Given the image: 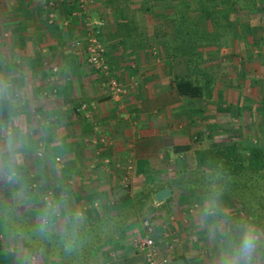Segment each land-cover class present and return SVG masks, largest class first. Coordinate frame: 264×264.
Masks as SVG:
<instances>
[{
    "label": "crops",
    "instance_id": "crops-1",
    "mask_svg": "<svg viewBox=\"0 0 264 264\" xmlns=\"http://www.w3.org/2000/svg\"><path fill=\"white\" fill-rule=\"evenodd\" d=\"M49 1L57 6L53 25H49L46 18L45 6ZM70 7L73 9L69 0H0V73L14 74L17 83L23 81L24 85L37 90L38 98L30 102V111L35 109L38 121L51 122L53 135L50 138L55 141L58 135L60 142L66 140L71 145L64 159L68 167L65 178L62 173L59 176L55 173L54 177L70 184L71 191L80 186L82 175L85 181L102 175L106 181L104 186L118 184L122 188L123 167L129 159L134 166L139 161L146 163L145 174H132L129 192L134 177L145 179L149 184L153 176L157 178V174L163 173L165 179H162L166 181L162 184L167 186L172 181L168 172L173 156L182 158L184 155L174 153V147L190 145L193 134L203 136L205 128L211 131L219 128L224 118L215 112L217 108L238 106L239 102L244 109L252 103L263 106L264 98L259 99L257 93L245 95L241 86L264 94V58L259 56H264V47L251 46L248 38L240 50H236L231 39L226 38L220 51L226 47L234 53L233 57H228V65L230 69L240 66L244 83L235 81L233 73H227L223 76L233 82L230 84L228 80L226 87L222 83L221 86L215 84L210 98L180 97L171 87V81L175 76L187 74L186 58L162 49L160 43L171 36L173 30L169 33L166 20L155 18L156 13H168L169 7L148 11L147 6L139 2L111 4L110 0H96L90 15L104 20L100 41L115 77L126 90L123 97L114 100L103 85V76L86 63L82 52L72 47L84 37V31L80 24H73L75 19L70 14H65V9L70 10ZM65 17L70 19L67 27L62 22ZM239 84L236 92L239 98L234 102L231 91ZM81 102L95 104L91 117L74 114V108ZM42 181L38 183L43 184ZM85 194H81L78 202L85 198L87 201ZM102 194L106 195L100 192L98 201H87L89 208L99 210L105 200ZM170 203L154 201L153 207L163 210L161 216L153 219L157 234L163 230L170 233L167 242L156 243L159 254L169 257V264H211L212 245L198 224V212L194 213L196 204L179 217L170 210ZM234 215L247 217L243 213ZM142 220L138 221L140 230L135 227L125 235L143 236ZM121 238L114 244L116 251L111 257L102 256L96 264H146L144 256L134 250L133 238L128 242L127 238ZM3 256L0 255V259ZM260 264H264V260Z\"/></svg>",
    "mask_w": 264,
    "mask_h": 264
},
{
    "label": "trees",
    "instance_id": "trees-1",
    "mask_svg": "<svg viewBox=\"0 0 264 264\" xmlns=\"http://www.w3.org/2000/svg\"><path fill=\"white\" fill-rule=\"evenodd\" d=\"M116 1L118 3L139 2V4L147 6L146 10L148 11H151V8H160L163 4L170 5L168 13L158 18L169 20L173 32L171 36L160 43V46L174 56L186 58L187 74L175 76L171 81V87L180 97L210 98L213 86L219 78L215 69L219 62L218 54L221 47L225 45L226 38H230L232 44L235 43L236 50H240L241 45L248 38L251 40V46L264 47V0H110V3L113 4ZM149 4L150 6H148ZM71 11V7L70 10L67 8L65 14L68 15ZM201 22L208 23L207 31L201 29L199 24ZM75 23L79 26L77 20L73 24ZM207 46L212 48L207 50ZM259 56L264 58L262 55ZM241 60L244 61L243 58ZM240 74L242 75V73ZM245 109H250V107L245 106ZM37 115L35 109L29 110V122H40ZM49 142L55 143L52 138ZM61 145L62 147L53 148V151L61 154V161L56 164V168L65 178V171L68 167L67 161L64 159L67 157V147L71 148V145L67 144L66 140L61 141ZM191 149L190 145H182L174 147L173 150L176 154H188ZM192 158L196 173L205 177L200 178L201 185H191L190 190L200 188L208 191L212 183H218L224 187L220 180L228 185L232 182L233 184L242 182L244 185L257 178L264 179V146L255 145L242 151H239L233 144L202 148L195 150ZM43 163L46 174L48 172L56 173L52 161ZM145 166L146 163L143 161L136 162L135 174L138 176L145 174ZM210 172L212 175H209ZM217 174L220 178H217ZM101 177L103 176L98 175L89 181H85L83 175L80 177L82 180L79 186L80 191L86 193L83 196L87 197L89 203L98 201V196L102 192L107 195L111 202L110 205L113 206L108 214L102 215L101 218L85 215L88 242L80 253L69 257L52 244H40L38 247L46 248V252L42 257H37V264L40 259L41 262L47 261L50 264H96L100 260V256L111 257V253L116 251L114 244L120 241L118 240L120 237L127 238V242L134 237V235H125V233L128 232L129 226L137 223V212H142L143 208L149 209L145 217L155 219L153 214L151 215L155 212L151 206L155 201L154 194L166 186L161 184L163 186L154 187V189L157 188L156 190L152 188L151 192L141 193L135 197V200H132L127 191L123 192L124 194L121 191L113 192V190H119L118 184L104 186L106 181ZM48 184L52 185L50 182ZM229 187L226 195L231 196L230 193L235 191L234 185ZM73 199L79 206V198L74 195ZM248 206L254 209L252 203H249ZM249 212L253 214L251 209ZM108 248L110 249L108 250ZM1 250L2 245L0 244V252ZM98 251L101 255L98 254ZM15 260L18 264L16 255Z\"/></svg>",
    "mask_w": 264,
    "mask_h": 264
},
{
    "label": "clouds",
    "instance_id": "clouds-1",
    "mask_svg": "<svg viewBox=\"0 0 264 264\" xmlns=\"http://www.w3.org/2000/svg\"><path fill=\"white\" fill-rule=\"evenodd\" d=\"M14 74L0 73V188H6L13 205L4 204L0 217L18 264H37L52 244L66 256L79 254L88 242L84 211L76 205L70 184L55 179L49 186L44 163L56 164L62 147L57 135L50 143L53 127L49 120L30 123V93ZM39 162V163H38ZM36 168L35 173L30 171ZM209 175H212L210 172ZM39 178L43 184L35 182ZM217 178L219 174H217ZM223 187L212 183L202 202L195 205L198 224L212 245L211 264H260L264 260V229L253 216H236L222 206ZM15 206L23 209L16 211ZM34 212L31 224L21 217Z\"/></svg>",
    "mask_w": 264,
    "mask_h": 264
},
{
    "label": "rangeland",
    "instance_id": "rangeland-1",
    "mask_svg": "<svg viewBox=\"0 0 264 264\" xmlns=\"http://www.w3.org/2000/svg\"><path fill=\"white\" fill-rule=\"evenodd\" d=\"M166 7L170 8V5L163 4V6L160 8L166 9ZM161 15L162 14L156 13L155 18L158 19V17ZM165 23L167 24L165 25L167 27L166 30H168L169 33H171L172 26H171L170 21L166 20ZM199 24L201 26V29L206 30V31L209 29L208 23L201 22ZM206 48L208 50L209 48H212V47L207 46ZM233 56H234V53H231V50L226 47L225 49H222V51H220V53L218 54L219 62L217 61L218 66L215 67V69H216V72H218L219 81L216 80L215 84H219V86H221L220 84L222 83V85L226 87L227 84H229L228 80H230L228 77H225L227 73H233L232 78L235 79V81L237 80L241 81L240 66L238 68L230 69L228 65V61H227L228 57H233ZM231 81L232 80L229 81L230 84H231ZM242 82L243 81H241V84ZM241 84H239V86L234 85L235 87H233L231 91V94L234 96V102L237 101V99L239 98L237 97L236 92H238L237 90ZM27 89L30 93L29 102H32L33 101L32 99L38 96V92L37 90L34 91V89L29 86H27ZM241 89H245L244 92H242L245 95H249L251 93H254V94L257 93V97L259 99L264 98L263 96L264 94L258 91V89L251 92L250 90H247L245 88V85L241 86ZM224 90H227V88H224ZM226 93L228 92L225 91V94ZM225 98L227 97L225 96ZM239 103H238V106L237 104L233 106L229 105L231 106V108L229 106L223 109L217 108L218 112L216 110L215 112L219 114L220 118L222 119L224 118V121L221 122L220 124L221 126L213 131L205 128L204 130L205 132L202 133L203 136L198 135L196 132V134H193V136L189 139L190 146L192 148L191 152H188V154H184L182 158L179 156H173L172 158L173 161L171 162L172 168L168 172L172 176V181L170 182L171 184H167L168 187L166 186V188L172 189L174 196L171 195V197H169L166 201L171 202L169 204L170 210H172L173 213L177 214V216L179 214V217H180L181 213L184 211H187L190 206L194 204L197 205L198 203L202 202L204 196L207 194L206 193L207 191L202 190L200 188L198 189L196 188L193 190L189 189L191 185H195V184H198V186L201 185L202 182L200 183V178L205 177V176H201V174H199L198 172L196 173L195 165H194L195 163L192 162V159H193L192 157H193L195 150L201 149V148L220 147V146L222 147L228 144L235 145L239 149V151H242L244 149H247L255 145L264 146V107L262 108L258 105L253 106L254 104L252 103L253 105L251 104L250 110H247V109L240 107ZM222 110L225 112H221ZM32 123H36V122L33 121ZM194 137H197V138L195 139ZM200 139H203V140L200 141ZM159 168H161V166ZM30 171L35 173L36 171L35 167H32ZM55 175L56 174L54 172H50V173L48 172L45 178L47 179L48 182H50V184H52L53 180H55L54 179ZM164 175L165 174L160 173V174H157L156 176L157 178L153 176L154 180H152V182H150L149 184L147 183V181H145V179H140V178L138 179V177H134L133 184L130 189L131 192H129V189H128L127 194L130 196L132 200H135L136 196L140 195L141 193L148 192L152 188L154 189V187H158L164 181H166L162 179L165 177ZM39 180L40 179L37 178L35 182H38ZM220 182H222V185L224 186L223 190H225V192H223L221 196L222 206L225 207L227 210H229L233 214L240 213L241 215L243 213L244 216L246 215L247 217L248 216L255 217L260 227L264 229V179L257 178L253 180L252 182L246 183L244 185L242 182H234V184L232 182L230 185L224 183L222 180H220ZM114 185L116 186V184ZM231 185H234L233 188L235 191L234 193H230L231 196H228L226 194H228V191L230 189L229 186ZM118 189L119 190H115V191L113 190V192H117V191H121L122 193L125 192L123 188L118 187ZM71 192H72V195H76V197L79 196L78 198L81 197L82 192L80 191V187L75 188V191L73 190ZM241 197H243L244 199ZM102 199H105V200H103L104 203L99 206L98 211L93 210L92 208H89L88 202L85 201V199L84 201L82 200L81 202H78L79 207L84 211V214L86 216L89 214V216L93 215V216H97L101 218L102 215L108 214L109 210H111L110 208L113 207L110 205V202H108L107 195L102 194ZM5 203L8 205H13V201L9 196L8 190L6 188H0V212L3 211V205ZM249 203H252L254 205V209L248 206ZM151 206L153 207L154 203ZM155 208L153 207L155 212L151 213V215L153 214L152 215L153 217L161 216V214L163 213L162 208L161 207H155ZM247 208L248 209L250 208L253 211V214L250 213L249 212L250 209L248 210ZM15 210L19 212L23 211V209L19 206H15ZM147 210L149 209L143 208L142 212L136 213L137 223L129 226L128 231H131L132 228L135 229V227L140 230V224L138 221L141 219L142 216H145V214L148 213ZM196 212L197 210L195 209L194 213ZM34 214L35 213L32 212L29 215L21 217L20 219L21 221L27 224H31L32 222L31 217L34 216ZM4 223L5 222L3 218L0 217V244L2 245V251H1L2 254L0 255H4L3 259L2 258L0 259V264H17L15 260L16 249L13 247L12 243H10L9 235L4 230ZM98 254L101 255L100 251H98ZM100 257L103 258L102 256ZM38 264H50V263H48L47 261L41 262V259H40Z\"/></svg>",
    "mask_w": 264,
    "mask_h": 264
},
{
    "label": "built area",
    "instance_id": "built-area-1",
    "mask_svg": "<svg viewBox=\"0 0 264 264\" xmlns=\"http://www.w3.org/2000/svg\"><path fill=\"white\" fill-rule=\"evenodd\" d=\"M96 0H69L73 9L70 13L72 19L79 22L80 28L84 31V37L72 44V47L84 54L86 63L104 78L103 85L107 88L110 97L119 100L126 94V90L122 83L115 77L111 65L106 58V50L100 41V30L104 26V20L90 15V8L95 4ZM47 23L53 25L57 12V6L53 1L46 4ZM69 18H63V25H69ZM95 110L93 102H81L74 108V114H83L85 117H91ZM95 142V141H94ZM134 162L127 160L123 167L122 188L128 189L132 174L134 173ZM144 231L143 236H135L132 239V246L135 251L144 256L146 264H169L170 258L161 256L158 245L156 243L168 241L170 233L166 230L158 233L157 225L154 220L144 218L141 221ZM158 239V240H157Z\"/></svg>",
    "mask_w": 264,
    "mask_h": 264
},
{
    "label": "water",
    "instance_id": "water-1",
    "mask_svg": "<svg viewBox=\"0 0 264 264\" xmlns=\"http://www.w3.org/2000/svg\"><path fill=\"white\" fill-rule=\"evenodd\" d=\"M171 190L169 188H164L154 194L155 203H161L167 200L171 196Z\"/></svg>",
    "mask_w": 264,
    "mask_h": 264
}]
</instances>
